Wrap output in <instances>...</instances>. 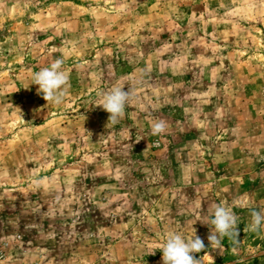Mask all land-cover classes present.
<instances>
[{
  "label": "rangeland",
  "instance_id": "rangeland-1",
  "mask_svg": "<svg viewBox=\"0 0 264 264\" xmlns=\"http://www.w3.org/2000/svg\"><path fill=\"white\" fill-rule=\"evenodd\" d=\"M0 264H264V0H0Z\"/></svg>",
  "mask_w": 264,
  "mask_h": 264
}]
</instances>
